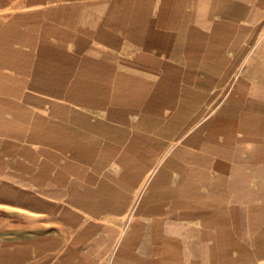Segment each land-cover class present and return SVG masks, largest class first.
<instances>
[{"label": "rangeland", "instance_id": "374dc122", "mask_svg": "<svg viewBox=\"0 0 264 264\" xmlns=\"http://www.w3.org/2000/svg\"><path fill=\"white\" fill-rule=\"evenodd\" d=\"M263 93L264 0H0V232L11 216L28 234L0 249L40 250L28 264H264L241 238L263 224L233 240L180 208L247 160Z\"/></svg>", "mask_w": 264, "mask_h": 264}, {"label": "crops", "instance_id": "0c3cea01", "mask_svg": "<svg viewBox=\"0 0 264 264\" xmlns=\"http://www.w3.org/2000/svg\"><path fill=\"white\" fill-rule=\"evenodd\" d=\"M263 96H259V98ZM240 142L244 145L251 146V149H253V151L249 153L247 160L242 164L231 165V167L223 173L219 172L216 175L210 176V186L207 190V193L211 194L210 196L207 194L204 199L205 194L203 195V189L201 188L200 199L192 201L185 197V200L181 203L182 207H180L184 210L185 219H198L197 222L201 225H208L213 222L223 224L224 226L231 224V232L226 233L233 235V240L237 233H239L236 231V228H234L236 225L238 226L242 223L252 224L253 226L256 224L264 225V218L261 219L256 217L257 213L262 209L264 210V136L256 138L242 137L240 138ZM256 145L259 146L257 150H255L257 147ZM209 197L214 198V200H208ZM227 198H229L230 201L226 200ZM235 199L238 200L236 201ZM235 201L236 203H234ZM241 202L243 203L241 204ZM212 208H221L222 214L218 212L215 217L205 215V213H207L206 210ZM196 209L199 210L198 214L201 215H195L193 217L187 214L188 211H190V214H193V212L195 213L193 210ZM240 209L248 211L244 213V215L242 214V216L238 215L239 211L234 212V210ZM8 223L12 228H9L7 233L0 232V239L6 238L4 240H8L10 244L15 243L16 240L27 241L28 234L26 232H20L21 229H18L19 231L17 232V229L14 228L16 224L14 217L9 216ZM248 230L251 232L250 228ZM44 235V233L43 235H39V238ZM241 238L249 241H261L254 255L262 254V256H264V232L258 233L257 235L256 232L248 233L246 237ZM229 239H231V237H229ZM38 254H40V250L33 251L23 246L18 249L2 248L0 249V264H28V257L39 256ZM35 264H39V262L36 260Z\"/></svg>", "mask_w": 264, "mask_h": 264}]
</instances>
